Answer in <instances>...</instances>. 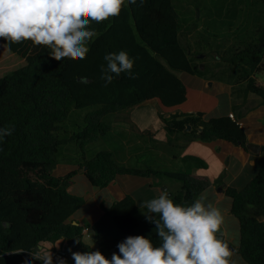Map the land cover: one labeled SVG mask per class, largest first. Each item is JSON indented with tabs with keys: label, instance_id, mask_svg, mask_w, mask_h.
I'll return each mask as SVG.
<instances>
[{
	"label": "trees",
	"instance_id": "1",
	"mask_svg": "<svg viewBox=\"0 0 264 264\" xmlns=\"http://www.w3.org/2000/svg\"><path fill=\"white\" fill-rule=\"evenodd\" d=\"M259 1L263 16L254 31L246 30L238 46L218 53L220 63L214 66L205 62L203 67L198 61L203 59L198 55L206 52L191 48L186 15L175 0H137L135 4L125 0L118 16L89 25L96 36L88 42L84 59L56 61L49 56L50 49L33 46L31 41L0 40L27 62L0 77V129H13L11 136L0 139V264H25L38 246L60 239L70 249L100 251L109 260L112 250L119 253L117 245L129 236H145L159 246L156 226L145 218L131 194L103 206L104 213L86 232L84 225L73 220L85 199L69 188L79 173L100 187L120 174L168 176L178 183L170 198L188 206L212 183L208 176L185 171L123 164L112 149L87 157V147L113 131V124L106 120L109 114L145 101L159 107L171 141L174 136L224 139L250 150L241 115L207 119L218 98L189 86L180 73L244 84L245 91L258 95L264 105V83L259 78L264 71V0ZM203 49L207 51L206 46ZM120 51L134 60V78L121 73L106 85L101 79L104 56ZM88 106L97 107L86 115L85 124L62 134L73 109ZM189 124L191 130H187ZM70 142L81 149V159L63 158ZM226 192L233 197L232 211L241 221V244L230 243V247L250 264H264V161L244 188L226 186ZM87 236L97 246L89 244ZM31 264L41 262L31 260Z\"/></svg>",
	"mask_w": 264,
	"mask_h": 264
},
{
	"label": "crops",
	"instance_id": "2",
	"mask_svg": "<svg viewBox=\"0 0 264 264\" xmlns=\"http://www.w3.org/2000/svg\"><path fill=\"white\" fill-rule=\"evenodd\" d=\"M180 76L189 86L218 98L217 105L208 113L207 119L229 115L231 112L241 115V122L248 137V145L250 147V143H253L255 149L251 147L250 150L245 149L241 145L224 139L205 141L200 138L189 140L174 136L171 141L168 139L162 120L157 118L155 120L157 124H151L152 117L157 112L154 109L156 104L151 101H145L123 110L128 117L129 127L111 122L112 132L122 139H120V144L114 140V143L109 144L106 149L114 150L116 158L129 166L146 167L150 165L160 170L185 171L210 177L212 183L202 192L207 190L210 201L222 209L227 208L226 223L222 229L223 238L229 244L239 247L242 237L241 221L232 211L234 200L226 192V186L244 188L261 168L264 161V105L260 103L258 95L241 91L238 85L235 86L226 80L203 78L188 72H182ZM145 104H152V108L145 107ZM123 111L113 114H123ZM245 117H247L246 120ZM132 132L137 139H134ZM93 144L87 147V151L92 148ZM64 159L66 160L65 157ZM177 187L178 183L168 176L162 178L157 175L134 174H120L108 186L100 187L93 184L86 174L79 173L74 176L69 190L73 194L84 197L85 203L74 214L73 220L87 228L92 226L104 213L103 206L110 207L127 194H131L140 206L144 201L156 198L161 191L169 193ZM141 210L147 212V209ZM87 238L89 239L85 240L89 244L97 246L98 243L94 238L89 236ZM41 246L47 249L52 248L55 264H57V258L60 257L65 258L67 264H75L69 252L70 248L63 239L56 242H44ZM232 249L234 253L243 258L244 264H250L237 249ZM71 251L79 252L74 249Z\"/></svg>",
	"mask_w": 264,
	"mask_h": 264
},
{
	"label": "clouds",
	"instance_id": "3",
	"mask_svg": "<svg viewBox=\"0 0 264 264\" xmlns=\"http://www.w3.org/2000/svg\"><path fill=\"white\" fill-rule=\"evenodd\" d=\"M124 4L125 0H0V40L31 41L33 46L50 49L48 54L56 61L84 59L88 42L96 36L89 25L118 16ZM104 60L101 79L106 85L121 73L134 78V60L126 51L108 53ZM12 132V128L0 129V139ZM139 207L147 209L142 214L156 226L159 246L145 236H129L117 245L119 253H113L111 260L100 251L69 249L75 264H244L223 238L228 210L210 201L207 190L188 206L175 203L168 191H161ZM51 249L38 246L25 264L31 260L53 264ZM57 264L67 261L60 257Z\"/></svg>",
	"mask_w": 264,
	"mask_h": 264
},
{
	"label": "rangeland",
	"instance_id": "4",
	"mask_svg": "<svg viewBox=\"0 0 264 264\" xmlns=\"http://www.w3.org/2000/svg\"><path fill=\"white\" fill-rule=\"evenodd\" d=\"M175 3L186 15L185 24L187 30H190L187 33L191 48L195 52H206L198 55L203 58L201 60L198 59V61L203 63V67H205V62L211 66L220 63L219 59L221 58L217 57L218 53H224L226 49L238 46L245 31L251 30L248 32H253L258 19L263 16L259 0H175ZM198 8L201 9L198 10ZM198 13L200 17L197 16ZM247 27L249 28L246 29ZM203 46L207 47V51L203 49ZM0 54L3 55L0 60V77L27 63L24 58L3 44H0ZM259 78L264 83V71L259 73ZM243 85L239 84L238 89L245 91ZM96 107L88 106L82 109H73L69 118L62 125L61 133L70 134L79 127L78 125H84L86 115ZM145 107L151 109L152 104H145ZM154 109L157 112L152 117L151 124L155 125L157 124L155 120L159 118L161 121V117L159 116V107L155 105ZM123 114H109L106 120L129 127L130 123L125 115L126 112ZM246 119L247 117H245ZM132 135L134 136V133ZM136 137L134 136V139H137ZM120 139L122 138L118 134L111 132L107 136L100 138L99 142L94 143L92 148L88 149L87 157L91 158L98 151L106 149L109 144L114 143V140L120 144ZM66 150L63 151V158L65 157L67 161L81 159L83 156L81 149L75 142L68 143Z\"/></svg>",
	"mask_w": 264,
	"mask_h": 264
},
{
	"label": "water",
	"instance_id": "5",
	"mask_svg": "<svg viewBox=\"0 0 264 264\" xmlns=\"http://www.w3.org/2000/svg\"><path fill=\"white\" fill-rule=\"evenodd\" d=\"M191 128H192V125L189 124L188 127H187V129H191ZM250 147H251L252 149H255V145H253V143H250ZM169 194H171V192H169ZM75 223H77V222H75ZM218 235H219V234H218ZM112 252L115 253L116 250L113 249ZM111 257H112V256H111Z\"/></svg>",
	"mask_w": 264,
	"mask_h": 264
},
{
	"label": "built area",
	"instance_id": "6",
	"mask_svg": "<svg viewBox=\"0 0 264 264\" xmlns=\"http://www.w3.org/2000/svg\"><path fill=\"white\" fill-rule=\"evenodd\" d=\"M230 115L232 117H235V114L233 112L230 113ZM241 125H243V123L240 121ZM85 231L88 232L89 231V227L85 228Z\"/></svg>",
	"mask_w": 264,
	"mask_h": 264
}]
</instances>
